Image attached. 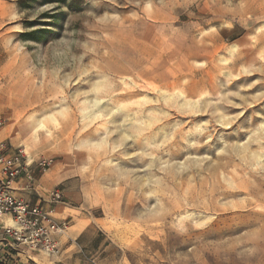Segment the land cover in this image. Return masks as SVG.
<instances>
[{
    "label": "rangeland",
    "instance_id": "1",
    "mask_svg": "<svg viewBox=\"0 0 264 264\" xmlns=\"http://www.w3.org/2000/svg\"><path fill=\"white\" fill-rule=\"evenodd\" d=\"M0 117L72 214L35 264H264V0H0Z\"/></svg>",
    "mask_w": 264,
    "mask_h": 264
},
{
    "label": "built area",
    "instance_id": "2",
    "mask_svg": "<svg viewBox=\"0 0 264 264\" xmlns=\"http://www.w3.org/2000/svg\"><path fill=\"white\" fill-rule=\"evenodd\" d=\"M51 163L31 159L25 150L0 141V264L24 252H63L58 236L70 228V220L59 218L56 211L64 192L59 187L45 190L40 183Z\"/></svg>",
    "mask_w": 264,
    "mask_h": 264
},
{
    "label": "crops",
    "instance_id": "3",
    "mask_svg": "<svg viewBox=\"0 0 264 264\" xmlns=\"http://www.w3.org/2000/svg\"><path fill=\"white\" fill-rule=\"evenodd\" d=\"M45 174H43L40 177V183H41V185H43V180L42 179H43V177H44ZM43 186H42V188H44L46 190L47 188H45ZM62 203L63 204H66L64 201ZM61 204H59L57 206V209H58V211H56L57 216L59 218L71 216L72 215L71 213H68V215H66V212H64L63 210H60L59 211V207H63ZM77 224H78L77 222L74 223L72 225V227L77 226ZM83 230L84 229H82L81 231L73 232V234H72L73 236H71V239L74 240V238L77 235H81V233H83ZM67 234H68V232H65L64 234H61V235L58 236V239L60 241V244H61V246L63 248V252L62 253L67 252L70 248H72V245H73L72 242H69L70 235L67 236ZM65 238H67V239H65ZM37 253H39V252H35V253H27V252L26 253L25 252L24 253H20L19 256H18V258H16L15 261L14 260H10V258L7 256L9 260L7 259V261H4V263H1V264H35V263H37V260L35 258V254H37Z\"/></svg>",
    "mask_w": 264,
    "mask_h": 264
},
{
    "label": "bare ground",
    "instance_id": "4",
    "mask_svg": "<svg viewBox=\"0 0 264 264\" xmlns=\"http://www.w3.org/2000/svg\"><path fill=\"white\" fill-rule=\"evenodd\" d=\"M93 102H95V105H97L98 103H99V100L98 99H95V100H93ZM103 108H105V107H103ZM115 108V107H114ZM108 109V108H107ZM111 110V109H110ZM113 110V109H112ZM109 112V111H108ZM45 127V124H38L37 125V128L36 129H42V128H44Z\"/></svg>",
    "mask_w": 264,
    "mask_h": 264
}]
</instances>
